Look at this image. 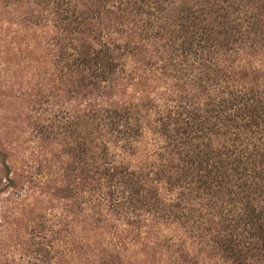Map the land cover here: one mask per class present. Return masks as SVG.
Segmentation results:
<instances>
[{"label": "trees", "instance_id": "obj_1", "mask_svg": "<svg viewBox=\"0 0 264 264\" xmlns=\"http://www.w3.org/2000/svg\"><path fill=\"white\" fill-rule=\"evenodd\" d=\"M0 13L82 101L78 152L66 151L83 192L70 219L77 205L93 218L85 232L104 224L151 264H264V4L0 0ZM144 112L157 148L132 167L119 158L134 153Z\"/></svg>", "mask_w": 264, "mask_h": 264}, {"label": "rangeland", "instance_id": "obj_2", "mask_svg": "<svg viewBox=\"0 0 264 264\" xmlns=\"http://www.w3.org/2000/svg\"><path fill=\"white\" fill-rule=\"evenodd\" d=\"M25 42L11 15L0 13V264H84L87 252L93 256L102 249L119 253L124 264H151L143 261L140 242L132 244L122 236L115 247L104 224L84 231L93 218L77 205L72 219L67 214L83 193L74 178L78 164L66 153L68 148L78 152L82 101L77 92L67 93L45 59L37 60ZM255 63L264 71V58ZM170 84L163 80L152 87L161 93ZM154 116L143 113V135L132 155L119 158L123 163L139 167L152 161L157 148L151 132ZM71 121L73 129L64 136ZM159 189L166 194L164 185ZM192 244H187L190 249Z\"/></svg>", "mask_w": 264, "mask_h": 264}]
</instances>
